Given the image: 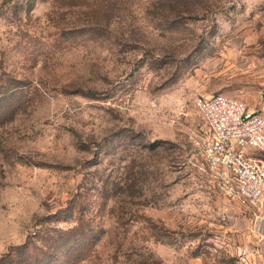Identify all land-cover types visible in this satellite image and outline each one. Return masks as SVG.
Listing matches in <instances>:
<instances>
[{"label": "rangeland", "instance_id": "374dc122", "mask_svg": "<svg viewBox=\"0 0 264 264\" xmlns=\"http://www.w3.org/2000/svg\"><path fill=\"white\" fill-rule=\"evenodd\" d=\"M213 94L264 105V0H0V264L79 203L76 264H264V198L194 160Z\"/></svg>", "mask_w": 264, "mask_h": 264}, {"label": "built area", "instance_id": "2783aa9c", "mask_svg": "<svg viewBox=\"0 0 264 264\" xmlns=\"http://www.w3.org/2000/svg\"><path fill=\"white\" fill-rule=\"evenodd\" d=\"M210 135L197 144L194 160L202 170L215 174L234 200L257 202L264 198V105L249 109L239 99L213 94L195 97Z\"/></svg>", "mask_w": 264, "mask_h": 264}, {"label": "trees", "instance_id": "16d2710c", "mask_svg": "<svg viewBox=\"0 0 264 264\" xmlns=\"http://www.w3.org/2000/svg\"><path fill=\"white\" fill-rule=\"evenodd\" d=\"M80 209L75 215L72 210L74 225L65 231H60L56 238H51L49 226L41 227L29 235L27 240L6 258L10 264H76L86 259L93 250L94 228L84 210L87 206L76 204ZM75 215V216H74ZM43 226V224H42ZM55 231V230H53Z\"/></svg>", "mask_w": 264, "mask_h": 264}]
</instances>
